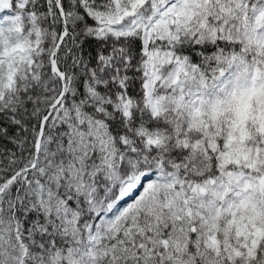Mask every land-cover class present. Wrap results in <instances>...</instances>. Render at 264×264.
I'll use <instances>...</instances> for the list:
<instances>
[{"label": "snow or ice", "instance_id": "obj_1", "mask_svg": "<svg viewBox=\"0 0 264 264\" xmlns=\"http://www.w3.org/2000/svg\"><path fill=\"white\" fill-rule=\"evenodd\" d=\"M0 264H264V0H0Z\"/></svg>", "mask_w": 264, "mask_h": 264}]
</instances>
